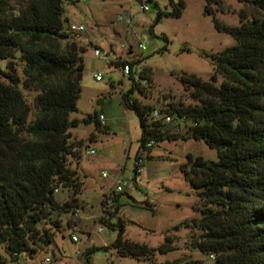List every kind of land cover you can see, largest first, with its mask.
<instances>
[{
    "label": "trees",
    "instance_id": "trees-1",
    "mask_svg": "<svg viewBox=\"0 0 264 264\" xmlns=\"http://www.w3.org/2000/svg\"><path fill=\"white\" fill-rule=\"evenodd\" d=\"M75 1L0 0V262L8 257L21 262L48 249L62 233L60 215L75 216L83 206L78 167L87 142L95 141L97 134L85 141L76 138L72 128L95 123L96 130H109L98 114L71 118L79 110L86 50L65 15V4ZM237 1L243 4L236 11L240 23L229 25L217 17L230 10L226 3L207 0L204 13L236 42L219 52H204L215 65L210 80L186 72L180 76L194 104L143 101L154 88L153 68L143 65L142 58L111 64L129 68L124 72L131 85L122 93L123 103L142 127L136 176L152 149L166 140L194 138L217 151L216 160L190 155L182 167L197 191L201 216L174 229H196L192 246L214 255L215 264H264V0ZM172 2L171 11L159 9L155 23L182 16L184 1ZM180 120L191 123L174 131L170 124ZM56 189L71 194L61 201ZM119 195L105 194L99 217L119 227L113 243L119 254L153 264L157 253L174 251L170 236L158 247L125 237L124 220L111 222L120 209ZM74 223L67 222L69 227ZM96 249L85 251L89 264Z\"/></svg>",
    "mask_w": 264,
    "mask_h": 264
},
{
    "label": "rangeland",
    "instance_id": "rangeland-1",
    "mask_svg": "<svg viewBox=\"0 0 264 264\" xmlns=\"http://www.w3.org/2000/svg\"><path fill=\"white\" fill-rule=\"evenodd\" d=\"M144 1L150 7L148 11L142 9L144 3L138 0H78L65 4V15L71 23L85 26L79 33L80 42L86 46L82 93L79 110L72 113L71 118H83L89 113L99 117L103 114V123L109 130L98 131L95 123H81L72 128L73 135L85 141L93 132L97 134L95 141L87 142L78 167L84 183L79 195L83 206L75 216L61 214L62 233L58 232L48 249L34 257L26 255L21 264H89L85 254L87 248H97L90 254V264H147L135 257L121 256L113 247L119 227H110L99 220L104 196L119 180L128 184L119 193L120 209L111 216V222L116 224L123 219L125 237L150 247H158L167 236L174 240L175 250L168 254L157 253L152 258L153 264L175 260L215 264L211 257L192 246L195 235L199 234L196 229L184 226L176 230L174 227L201 216L197 191L186 179L182 167L189 163L190 155L216 160L217 151L194 138L166 140L152 149L142 173L136 176L134 168L142 127L136 113L126 109L123 103L122 93L130 87V77L122 65L111 63L118 59L142 58L143 65L153 68L154 88L143 101L159 106L194 104L196 101L183 86L180 76L186 72L210 80L215 65L204 52H219L236 40L218 31L213 17L204 13L207 0H183L185 8L181 17H164L158 23L155 21L159 9L171 11L172 0ZM223 1L230 10L218 12L217 17L229 25H238L236 11L243 4L237 0ZM141 42L145 43V50L140 48ZM98 75L101 80L97 79ZM190 123L173 121L170 127L177 131ZM90 150L95 153L89 154ZM70 194L67 189H59L58 199L65 201ZM69 219L75 222L73 227L68 226ZM72 234L79 240L73 241ZM0 264L16 262L8 257Z\"/></svg>",
    "mask_w": 264,
    "mask_h": 264
},
{
    "label": "built area",
    "instance_id": "built-area-1",
    "mask_svg": "<svg viewBox=\"0 0 264 264\" xmlns=\"http://www.w3.org/2000/svg\"><path fill=\"white\" fill-rule=\"evenodd\" d=\"M76 1H78V0H76ZM80 1H86V0H80ZM143 3L144 4L142 5V9L144 11H148L150 9L149 5L148 4H145V1L144 0H143ZM70 28H71V30L73 32H76V33H81V32H83L85 30L84 24H78V23H71ZM140 48L142 50H145L146 49V45H145L144 42H141L140 43ZM101 57H104V55L101 54ZM123 69L125 71H127V72L129 70V68L127 66L126 67H123ZM97 79L98 80H101L102 79L101 75H98L97 76ZM154 115L155 116H158L159 115L158 111H155L154 112ZM99 118H100V120L102 122H104V120H105V116L104 115H100ZM166 120L168 122H170V121H172V118L170 116H167ZM151 145H152V143H149V146H151ZM94 153H95V150H90L89 151V154H94ZM142 170H143V168L140 167L139 168V171L142 172ZM105 175H107V173ZM127 184H128L127 181L123 182L122 180H119L117 182V185L115 186V188L110 193H108V194H110V196L113 197L114 194H119V193L123 192L124 191V188H125V186H127ZM56 192H59V189H56ZM110 202H112V199H110ZM71 238H72L73 241H78L79 240L78 239V236L76 234H72ZM211 258L213 259L214 258V255H211ZM47 260H49V259H47Z\"/></svg>",
    "mask_w": 264,
    "mask_h": 264
},
{
    "label": "crops",
    "instance_id": "crops-1",
    "mask_svg": "<svg viewBox=\"0 0 264 264\" xmlns=\"http://www.w3.org/2000/svg\"><path fill=\"white\" fill-rule=\"evenodd\" d=\"M123 61H124V59H123ZM90 114H92V113H90ZM101 115H103V114H101ZM22 261H23V259H22ZM22 261L21 262H16V264H21Z\"/></svg>",
    "mask_w": 264,
    "mask_h": 264
},
{
    "label": "water",
    "instance_id": "water-1",
    "mask_svg": "<svg viewBox=\"0 0 264 264\" xmlns=\"http://www.w3.org/2000/svg\"><path fill=\"white\" fill-rule=\"evenodd\" d=\"M139 3H143V0H138Z\"/></svg>",
    "mask_w": 264,
    "mask_h": 264
}]
</instances>
